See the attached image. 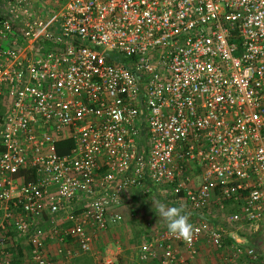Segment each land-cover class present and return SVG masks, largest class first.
I'll use <instances>...</instances> for the list:
<instances>
[{
    "label": "built area",
    "instance_id": "built-area-1",
    "mask_svg": "<svg viewBox=\"0 0 264 264\" xmlns=\"http://www.w3.org/2000/svg\"><path fill=\"white\" fill-rule=\"evenodd\" d=\"M0 101V264H54L46 239L94 255L134 188L196 229L143 234L140 263L264 257V0H0Z\"/></svg>",
    "mask_w": 264,
    "mask_h": 264
},
{
    "label": "crops",
    "instance_id": "crops-1",
    "mask_svg": "<svg viewBox=\"0 0 264 264\" xmlns=\"http://www.w3.org/2000/svg\"><path fill=\"white\" fill-rule=\"evenodd\" d=\"M37 7L43 11L45 14V9L43 4H37ZM197 180V178H196ZM135 193H139L137 188L130 189L127 194L131 191ZM126 198V197H125ZM118 211L120 214L122 213V206L119 207ZM122 215V214H121ZM125 216V214H123ZM126 217V216H125ZM128 219V218H127ZM131 219V218H130ZM124 221V218H123ZM129 221V220H128ZM128 221H126L123 225H121V221L118 223L108 224L106 230L100 234L98 239L95 241L93 246L94 255L92 254H77L72 256L71 258H67L63 253H58L56 249L58 247H66L71 251L75 250V243L72 239L66 238L64 242H59L57 240L46 239L44 243V248L47 256L53 261L54 264H94L96 259L99 258H110L112 264H153L154 259H149L145 263H140L137 259L138 247L141 241V237L143 234L148 233L147 237H152L151 231H153V227H146L144 224V228L141 232H136L135 230L127 229ZM47 224H45L46 226ZM125 226V228H123ZM227 241V240H225ZM241 246L246 247L249 243H252L250 239L241 240ZM245 243V245H244ZM229 244V243H226ZM25 247V246H24ZM99 247V251L97 249ZM211 248L212 252L208 253L207 248ZM229 248L228 246H226ZM196 252L193 257L188 258L185 249L183 246L178 247L177 257L179 259L178 264H211L212 261L215 262L218 260L220 263L224 258L223 254L219 253L218 250L213 248L209 243L205 240H200L195 243ZM216 250L214 252V250ZM26 247L24 252L26 251ZM215 254V256H214ZM218 254H221L218 255ZM231 254V251L228 249V255ZM261 256V255H260ZM217 258V259H216ZM91 260V261H90ZM212 260V261H211ZM217 262V261H216ZM214 264V263H212ZM237 264V262H235Z\"/></svg>",
    "mask_w": 264,
    "mask_h": 264
},
{
    "label": "rangeland",
    "instance_id": "rangeland-1",
    "mask_svg": "<svg viewBox=\"0 0 264 264\" xmlns=\"http://www.w3.org/2000/svg\"><path fill=\"white\" fill-rule=\"evenodd\" d=\"M55 1L56 0H31V2L36 7H37V4L38 5L40 3L43 4V7L46 11L45 16L49 15L54 9H56L57 4L62 3L63 0H57V4ZM138 192L139 193H135L133 190L129 194L126 195V198L122 204V211H121L122 212L121 213L122 214V220L120 222L121 225H123L126 221L129 220L128 225H127V229H129V232H130V229L133 231L135 230L136 232H138V231L141 232L144 228L143 227L144 224H146L148 222L150 223V226L153 227V230L160 231V230L165 229L166 227L164 225V222L155 213V209L152 206V202L155 200H159V201L165 203L166 205H168L170 207L171 206H180L179 203L177 201H175L172 197L159 195L158 192L153 190V189H150L147 192L143 188V189H139ZM123 214H125L126 217ZM123 218H124V221H123ZM123 228H125V226ZM244 245H245V243H244ZM257 245H258V243L253 241L252 243H249L248 245H246L245 248L253 247V246H257ZM97 249L99 251V247H97ZM228 249L229 248L224 246L223 248H221V250H218V251H219V253L223 254V257H227L228 256ZM207 251H208V253H211L212 249L208 247ZM215 251L216 250H214V252ZM221 254H218V255L221 256ZM214 256H215V254H214ZM261 257L262 258L260 259L259 262H255V261H253V259H249V258L245 257L243 254H241L240 259H238L236 262H237V264H264V257L262 255H261ZM216 261L215 262L212 261V263L218 264L219 261L218 260H216ZM85 264H86V262H85Z\"/></svg>",
    "mask_w": 264,
    "mask_h": 264
},
{
    "label": "clouds",
    "instance_id": "clouds-1",
    "mask_svg": "<svg viewBox=\"0 0 264 264\" xmlns=\"http://www.w3.org/2000/svg\"><path fill=\"white\" fill-rule=\"evenodd\" d=\"M152 206L155 213L164 222L171 237L191 243L196 229L183 205L170 207L159 200H155L152 202Z\"/></svg>",
    "mask_w": 264,
    "mask_h": 264
},
{
    "label": "trees",
    "instance_id": "trees-1",
    "mask_svg": "<svg viewBox=\"0 0 264 264\" xmlns=\"http://www.w3.org/2000/svg\"><path fill=\"white\" fill-rule=\"evenodd\" d=\"M3 112H4V108H3L2 103L0 101V119L3 115ZM71 147H72V142L69 139H60V140H57L55 142V150H56V153L59 155L67 153ZM230 242L231 241H229V240L225 241V243H230ZM261 258H262L261 256H258L257 260H255V262H259Z\"/></svg>",
    "mask_w": 264,
    "mask_h": 264
}]
</instances>
